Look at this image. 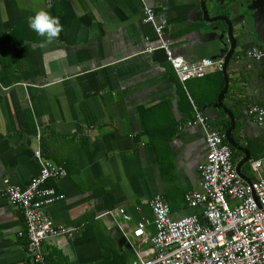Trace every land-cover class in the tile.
<instances>
[{
  "label": "crops",
  "instance_id": "crops-1",
  "mask_svg": "<svg viewBox=\"0 0 264 264\" xmlns=\"http://www.w3.org/2000/svg\"><path fill=\"white\" fill-rule=\"evenodd\" d=\"M144 2L175 55L193 62L220 53L212 25L199 20L201 0H0V264H32L26 215L3 191L6 181L25 187L40 173L37 149L67 171L47 181L58 197L46 213L74 231L44 241L47 264L133 262L136 248H152L135 243L132 231L139 222L156 231V196L174 219L202 217L186 195L201 188L205 134L186 123L196 107L225 135L232 121L217 107L225 75L214 67L183 85L163 49L145 52L160 39L145 21ZM41 9L63 25L52 42L28 24ZM254 45H241L230 60L224 98L235 117L232 136L248 151L226 139L236 167L248 156L240 175L246 182L264 178V121L251 113L264 106V65L246 56ZM120 208L130 219L116 214Z\"/></svg>",
  "mask_w": 264,
  "mask_h": 264
},
{
  "label": "built area",
  "instance_id": "built-area-1",
  "mask_svg": "<svg viewBox=\"0 0 264 264\" xmlns=\"http://www.w3.org/2000/svg\"><path fill=\"white\" fill-rule=\"evenodd\" d=\"M143 11L145 21L153 23L160 39L157 47H149L145 52L163 49L183 85L191 79L203 78L211 68L223 70V58L205 57L189 62L175 55L163 36L164 25L156 22L154 9L144 2ZM246 56L259 60L264 57V51L251 48ZM251 113L260 122L264 121V106H252ZM186 125L200 126L205 134L207 155L200 165L201 188L186 195L189 207L202 208V217L189 214L174 219L163 197L152 198L150 205L156 231L149 232L144 222H139L132 231L137 239L135 243L152 248L147 252L136 248L138 257L129 264H264V178L249 183L240 176L225 135L213 128L209 117L198 108H194L193 118ZM36 137L40 142V130ZM35 154L41 165L40 173L25 187L6 181L3 196L26 215L32 264H47L44 241L58 236L72 237L74 231L55 223L46 213V207L58 197L56 189L46 183L66 176L65 167L44 161L40 149ZM262 164V161L255 162L257 168ZM106 214L115 215V211ZM116 214L121 215L124 222L130 219L123 208ZM119 227L124 230V223H119ZM124 235L127 237L126 232ZM149 253L153 256L148 257Z\"/></svg>",
  "mask_w": 264,
  "mask_h": 264
},
{
  "label": "water",
  "instance_id": "water-1",
  "mask_svg": "<svg viewBox=\"0 0 264 264\" xmlns=\"http://www.w3.org/2000/svg\"><path fill=\"white\" fill-rule=\"evenodd\" d=\"M220 11L236 17L218 14ZM201 12L199 20L212 25L211 34L220 51L219 54L213 55L212 59H224L223 72L226 83L218 96L217 107L222 108L232 121V125L226 130L225 136L235 149L246 152L248 155V151L240 146L232 136L236 128L235 117L224 104V98L229 87L227 67L235 52L240 50V46L243 44L254 42L256 48L264 51V0H201ZM257 61L264 65V57ZM247 158L248 156L236 167L242 177L241 166ZM246 180L249 183L252 182L250 179L246 178ZM126 241L130 243L127 238Z\"/></svg>",
  "mask_w": 264,
  "mask_h": 264
},
{
  "label": "clouds",
  "instance_id": "clouds-1",
  "mask_svg": "<svg viewBox=\"0 0 264 264\" xmlns=\"http://www.w3.org/2000/svg\"><path fill=\"white\" fill-rule=\"evenodd\" d=\"M28 24L34 32L46 37L48 42L58 38L63 29L59 17L52 15L46 9H41L34 16L29 17Z\"/></svg>",
  "mask_w": 264,
  "mask_h": 264
},
{
  "label": "trees",
  "instance_id": "trees-1",
  "mask_svg": "<svg viewBox=\"0 0 264 264\" xmlns=\"http://www.w3.org/2000/svg\"><path fill=\"white\" fill-rule=\"evenodd\" d=\"M230 126V122L221 128V131L226 130Z\"/></svg>",
  "mask_w": 264,
  "mask_h": 264
}]
</instances>
